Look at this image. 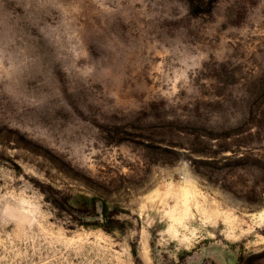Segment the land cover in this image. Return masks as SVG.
<instances>
[{
    "label": "rangeland",
    "instance_id": "rangeland-1",
    "mask_svg": "<svg viewBox=\"0 0 264 264\" xmlns=\"http://www.w3.org/2000/svg\"><path fill=\"white\" fill-rule=\"evenodd\" d=\"M264 0H0V264H264Z\"/></svg>",
    "mask_w": 264,
    "mask_h": 264
},
{
    "label": "trees",
    "instance_id": "trees-1",
    "mask_svg": "<svg viewBox=\"0 0 264 264\" xmlns=\"http://www.w3.org/2000/svg\"><path fill=\"white\" fill-rule=\"evenodd\" d=\"M258 125H251L248 129V134L257 136L258 138L262 135V130H264V112L262 119L258 120Z\"/></svg>",
    "mask_w": 264,
    "mask_h": 264
}]
</instances>
